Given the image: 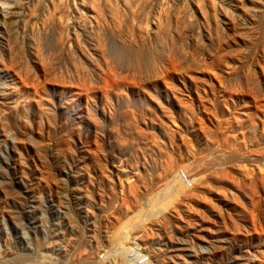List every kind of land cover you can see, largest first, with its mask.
Returning <instances> with one entry per match:
<instances>
[{
  "label": "rangeland",
  "instance_id": "rangeland-1",
  "mask_svg": "<svg viewBox=\"0 0 264 264\" xmlns=\"http://www.w3.org/2000/svg\"><path fill=\"white\" fill-rule=\"evenodd\" d=\"M0 264H264V0H0Z\"/></svg>",
  "mask_w": 264,
  "mask_h": 264
},
{
  "label": "bare ground",
  "instance_id": "bare-ground-1",
  "mask_svg": "<svg viewBox=\"0 0 264 264\" xmlns=\"http://www.w3.org/2000/svg\"><path fill=\"white\" fill-rule=\"evenodd\" d=\"M137 54V53H136ZM139 55V54H138ZM136 58V57H135ZM131 253V252H130ZM135 258V257H134Z\"/></svg>",
  "mask_w": 264,
  "mask_h": 264
}]
</instances>
